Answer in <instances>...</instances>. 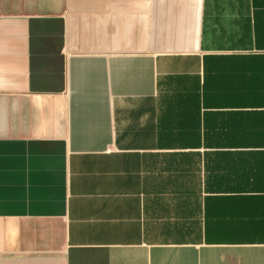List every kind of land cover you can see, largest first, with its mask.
<instances>
[{
  "label": "crops",
  "instance_id": "1",
  "mask_svg": "<svg viewBox=\"0 0 264 264\" xmlns=\"http://www.w3.org/2000/svg\"><path fill=\"white\" fill-rule=\"evenodd\" d=\"M0 264H264V0H0Z\"/></svg>",
  "mask_w": 264,
  "mask_h": 264
}]
</instances>
